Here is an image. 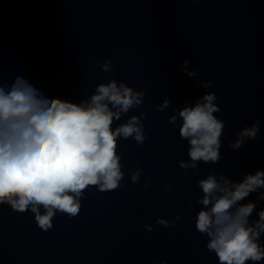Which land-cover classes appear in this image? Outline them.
Masks as SVG:
<instances>
[{"label": "clouds", "instance_id": "obj_1", "mask_svg": "<svg viewBox=\"0 0 264 264\" xmlns=\"http://www.w3.org/2000/svg\"><path fill=\"white\" fill-rule=\"evenodd\" d=\"M190 63L185 60L178 67L195 78L198 73L189 70ZM97 66L106 73L114 71L110 60L97 61ZM196 84L212 87L207 80H196ZM145 94L112 79L98 84L88 98L77 103L46 96L23 76L17 75L11 84L0 77V206L20 214L31 211L37 228L46 232L53 228L57 213L70 218L80 213L81 198L89 188L118 190L124 179L118 140L133 139L142 145L146 140L143 120L148 113L131 115L125 123L112 126L139 108ZM216 100L215 92H206L194 105L185 103L169 117L174 126L180 121L179 136L189 145V160L179 161V167L191 169L192 175L199 174V162L215 164L221 159L225 123L214 115L221 111ZM170 106L171 98L166 97L157 111ZM260 124L257 119L242 128L229 147L238 150L248 140L258 139ZM128 171L130 182L139 183L141 170ZM197 183L202 196L196 202L202 207L196 213L195 228L208 237L206 248L215 253L219 264L264 261V209L250 220L258 202L264 201L260 191L264 189V170L245 173L238 182L224 173L210 172ZM163 187L171 194V185ZM252 193H259L257 199L242 203ZM180 219L179 215L171 220L158 218L156 224L174 227ZM145 230L151 232L153 226L145 225Z\"/></svg>", "mask_w": 264, "mask_h": 264}]
</instances>
